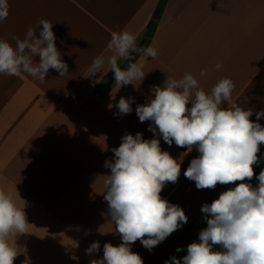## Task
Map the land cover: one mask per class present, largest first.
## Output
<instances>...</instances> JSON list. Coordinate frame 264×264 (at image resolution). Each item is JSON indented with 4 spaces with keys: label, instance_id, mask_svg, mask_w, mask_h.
Returning a JSON list of instances; mask_svg holds the SVG:
<instances>
[{
    "label": "crops",
    "instance_id": "0c3cea01",
    "mask_svg": "<svg viewBox=\"0 0 264 264\" xmlns=\"http://www.w3.org/2000/svg\"><path fill=\"white\" fill-rule=\"evenodd\" d=\"M127 1L8 0L0 39L15 47L17 38L22 40L30 27L38 34L39 20L47 19L68 65L62 77L49 69L43 82L26 73L0 74V190L10 192L18 207L24 206L29 223L28 233L8 237L17 252L13 264H89L103 258L105 243L121 244L104 199L110 175L105 161L114 162L112 149L126 134L158 138L161 149L181 164L177 182L167 183L160 195L184 210L187 223L151 252L140 240L132 243L131 250L144 264H165L172 256L186 255L187 246L199 242V232L207 227L202 206L239 183L197 189L184 172L198 151L169 146L148 130L152 122L139 121L135 109L154 98L153 86L190 72L206 93L219 79L231 78L232 102L251 108L250 119L256 122L255 113L264 111V0H165L143 44L139 39L156 5L139 15L133 0ZM121 31L134 34L137 46L155 48L158 55L132 56V62H143L145 78L118 89L108 63L114 54L108 44L112 33ZM98 56L105 63L89 77L88 69ZM121 61L118 57L124 68L128 61ZM217 64L222 68L217 70ZM202 69H207L205 76H200ZM121 97L134 101L132 112L114 115L118 109L109 104ZM258 122L264 126V118ZM257 155L261 162L253 165L255 175L246 181L253 186L264 169V144ZM93 242H99V252L86 254ZM178 247L183 251L177 252Z\"/></svg>",
    "mask_w": 264,
    "mask_h": 264
},
{
    "label": "clouds",
    "instance_id": "9594fccd",
    "mask_svg": "<svg viewBox=\"0 0 264 264\" xmlns=\"http://www.w3.org/2000/svg\"><path fill=\"white\" fill-rule=\"evenodd\" d=\"M8 12V0H0V21ZM40 25L38 34L30 27L22 40L17 38L15 47L0 39V74L19 77L26 73L43 82L49 69L61 77L68 73L56 47L53 24L40 19L38 28ZM135 41L134 34L121 31L112 33L108 44L114 53L108 63L118 89L145 78L143 62H132V53L151 58L158 55L155 48L138 47ZM118 57L128 61L124 68ZM104 63L103 57H96L88 69L89 77L100 72ZM220 68L222 64H217L216 69ZM206 74L207 69H202L200 76ZM234 87L231 78L223 77L206 93L186 72L179 80L168 76L163 86H153L154 98L136 106L139 121L152 122L148 130L154 136H162L169 146L196 147L199 156L190 161L184 176L194 181L197 189L239 182L202 206L207 227L199 232V242L190 243L182 258L172 256L165 264H264V169L255 176L256 186L246 182L255 175L253 165L261 162L257 154L264 144V126L258 121L264 118V111L256 112V122L252 121L251 108L232 102ZM132 103L130 98L121 97L109 108L118 109L114 115H127L132 112ZM112 151L114 162L105 161L110 175L106 176L104 199L122 242L119 246L105 243L103 258L89 264H144L131 250L132 243L140 240L151 252L187 223L184 210L160 195L167 183L177 182L181 164L161 149L158 138L143 139L139 132L124 135ZM28 226L24 206L18 207L10 192L0 190V264H13L17 252L8 237L28 233ZM99 250V242H93L85 251L91 255Z\"/></svg>",
    "mask_w": 264,
    "mask_h": 264
},
{
    "label": "rangeland",
    "instance_id": "374dc122",
    "mask_svg": "<svg viewBox=\"0 0 264 264\" xmlns=\"http://www.w3.org/2000/svg\"><path fill=\"white\" fill-rule=\"evenodd\" d=\"M129 2V0L127 1V3ZM159 2H160V0H133L132 1V5L133 6H135V11H136V13H139V15H141V14H144L145 13V11H146V9L151 5V4H153V3H155V8L158 6V4H159ZM164 3H165V0H163L162 1V4H161V9H160V11L162 12V9H163V7H164ZM155 11V10H154ZM161 12H159V14L161 13ZM158 14V15H159ZM154 15V13L152 14V17L150 18V20L151 19H153V21H154V25H155V22H156V20L159 18V16H158V18L156 17H154L153 16ZM146 29V28H145ZM152 31V29L147 33V34H145V31H144V35L139 39V42H143L144 41V43H145V41H146V36L150 33ZM144 39V40H143ZM143 44V43H142ZM140 45V44H139ZM140 47H142V45H140ZM137 55V54H136ZM132 56H135V55H132ZM122 63H126V61L125 60H123L122 59V61H121ZM122 68H123V64H122ZM113 76H114V74H112Z\"/></svg>",
    "mask_w": 264,
    "mask_h": 264
},
{
    "label": "trees",
    "instance_id": "16d2710c",
    "mask_svg": "<svg viewBox=\"0 0 264 264\" xmlns=\"http://www.w3.org/2000/svg\"><path fill=\"white\" fill-rule=\"evenodd\" d=\"M162 1L163 0H160L158 6L155 8L154 15H153L154 17L155 16L158 17L159 12H161L160 9H161ZM153 27H154V21H153V19H151V20H149V22L146 26L145 34H147ZM138 47H139V45H138ZM135 54H137V53H132V55H135Z\"/></svg>",
    "mask_w": 264,
    "mask_h": 264
},
{
    "label": "built area",
    "instance_id": "2783aa9c",
    "mask_svg": "<svg viewBox=\"0 0 264 264\" xmlns=\"http://www.w3.org/2000/svg\"><path fill=\"white\" fill-rule=\"evenodd\" d=\"M185 149L186 151H197L196 147L194 146L191 150L187 149V148H183Z\"/></svg>",
    "mask_w": 264,
    "mask_h": 264
},
{
    "label": "water",
    "instance_id": "95a60500",
    "mask_svg": "<svg viewBox=\"0 0 264 264\" xmlns=\"http://www.w3.org/2000/svg\"><path fill=\"white\" fill-rule=\"evenodd\" d=\"M144 40V39H143Z\"/></svg>",
    "mask_w": 264,
    "mask_h": 264
}]
</instances>
